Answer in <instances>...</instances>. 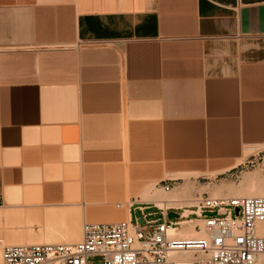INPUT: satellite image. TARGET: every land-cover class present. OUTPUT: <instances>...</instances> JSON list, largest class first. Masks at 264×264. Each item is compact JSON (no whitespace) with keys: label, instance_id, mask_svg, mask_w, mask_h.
<instances>
[{"label":"crops","instance_id":"0c3cea01","mask_svg":"<svg viewBox=\"0 0 264 264\" xmlns=\"http://www.w3.org/2000/svg\"><path fill=\"white\" fill-rule=\"evenodd\" d=\"M259 144L264 0H0V245L134 221L155 178Z\"/></svg>","mask_w":264,"mask_h":264},{"label":"built area","instance_id":"2783aa9c","mask_svg":"<svg viewBox=\"0 0 264 264\" xmlns=\"http://www.w3.org/2000/svg\"><path fill=\"white\" fill-rule=\"evenodd\" d=\"M162 189L168 192L171 186L164 182ZM190 208L202 220L194 226L200 236H177L181 215L169 220L173 208L154 204L138 208L141 217L134 221L84 223L78 242L1 244V264H173L174 252H192L193 264H257L264 255V236L256 226L264 222V196L221 200L204 195ZM207 212L215 215L203 216Z\"/></svg>","mask_w":264,"mask_h":264},{"label":"rangeland","instance_id":"374dc122","mask_svg":"<svg viewBox=\"0 0 264 264\" xmlns=\"http://www.w3.org/2000/svg\"><path fill=\"white\" fill-rule=\"evenodd\" d=\"M164 182L169 183L171 186L168 192L162 189ZM231 187L235 189L244 188L254 190L256 193H259L261 188L264 189V144H259V146L246 145L242 150L239 160L231 164H214L211 169L204 173L192 171L187 173H166L164 176L157 177L151 183L147 184L144 187V192L140 194L143 200L151 203H153L152 201L156 198V195L166 197L165 199L168 200L177 198L181 202L183 201L185 205L177 206L176 203H172L169 208L182 211V209L186 210L191 205H194L197 198L204 195L215 198L214 194L218 193V197L221 198L223 197V193ZM174 193L176 194L174 195ZM231 197L233 196L229 195L228 198ZM151 212L154 213V210ZM235 215L236 211L233 213V216ZM158 216L159 213L153 219ZM138 218H140L139 213L135 217V220ZM178 255L190 262L193 260L192 252L186 254L182 252V254L178 253ZM170 257L172 258L173 255H170Z\"/></svg>","mask_w":264,"mask_h":264},{"label":"bare ground","instance_id":"6f19581e","mask_svg":"<svg viewBox=\"0 0 264 264\" xmlns=\"http://www.w3.org/2000/svg\"><path fill=\"white\" fill-rule=\"evenodd\" d=\"M254 187H255V185H254ZM175 194L176 193H174V195ZM229 195L233 196L231 198L260 197V196H264V189L261 188L260 192L256 193V191L254 192V190H247V189H244V188L235 189V188L231 187V188H229L228 191H225L223 193V195H222L223 197L219 198L218 197L219 196L218 193L214 194V197L218 198V199H221V200H225V198H228ZM162 197L158 198V199H156L154 201L155 204L157 205V207H160V208L170 207V205H172V203H174V204L176 203L177 206L178 205H180V206L181 205H185L183 201L181 202L177 198H172V199L168 200V199H165L166 197L165 198L164 197L162 198ZM228 199H230V198H228ZM186 214L187 213H185L184 215H186ZM256 226H257V234L260 235V236L261 235L264 236V222L256 224ZM181 232H183V231L181 230L179 233H176V234H179V236H181V237H190V236H195V235L197 236V232H195V234L192 232L193 234H190V235H188V234L182 235ZM256 262H257V264H264V255L257 257V261ZM176 264H192V263H190L188 260H179V261L176 262Z\"/></svg>","mask_w":264,"mask_h":264},{"label":"water","instance_id":"95a60500","mask_svg":"<svg viewBox=\"0 0 264 264\" xmlns=\"http://www.w3.org/2000/svg\"><path fill=\"white\" fill-rule=\"evenodd\" d=\"M212 215H215V213L207 212V213H204L203 216L208 217V216H212ZM172 218H173V219H178V218H179V214L176 213V212H174V211L169 212V213H168V219H169V220H172ZM138 222H140V220H139Z\"/></svg>","mask_w":264,"mask_h":264}]
</instances>
